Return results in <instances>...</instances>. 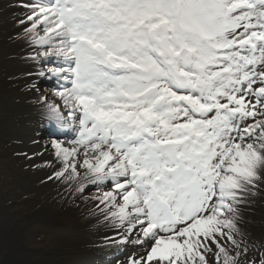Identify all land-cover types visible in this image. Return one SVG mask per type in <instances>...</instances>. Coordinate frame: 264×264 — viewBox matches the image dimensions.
<instances>
[{
  "label": "snow or ice",
  "instance_id": "snow-or-ice-1",
  "mask_svg": "<svg viewBox=\"0 0 264 264\" xmlns=\"http://www.w3.org/2000/svg\"><path fill=\"white\" fill-rule=\"evenodd\" d=\"M22 7L47 179L78 196L106 186L115 264H264L245 219L264 192V0Z\"/></svg>",
  "mask_w": 264,
  "mask_h": 264
},
{
  "label": "bare ground",
  "instance_id": "bare-ground-1",
  "mask_svg": "<svg viewBox=\"0 0 264 264\" xmlns=\"http://www.w3.org/2000/svg\"><path fill=\"white\" fill-rule=\"evenodd\" d=\"M27 3L28 0L19 5L11 2V6L6 8L8 13L10 12V19L7 20L5 16L0 20V32H4L1 36L7 37L5 40H0V58L15 54L11 52L14 47L21 52L27 50L24 41L16 36L20 31L16 21L23 16L24 13L20 12L26 11V8L22 5ZM25 53L27 56L28 53ZM21 54L16 53L18 56ZM25 73L17 76L21 88H24L23 85L26 82ZM42 84L40 85L42 89L52 87L47 80ZM30 98L32 100L33 96L30 95ZM36 125L43 127L39 121L26 122L21 129V134L28 154L37 161L41 172L49 176L52 169L45 162L53 160V150L47 143L51 138L36 140L37 137L33 136ZM29 126L33 133L29 130ZM34 141L37 142L34 143ZM34 153L37 155H33ZM0 156L3 157L1 153ZM16 177L14 171L4 168L0 158V264H77L78 260L85 257V254L72 251L68 245L72 244L80 234H87L102 243L106 235L112 234V230L106 227L107 222L101 214L104 205L95 202L98 192L94 200L87 201L85 205H78V208L71 214L59 210L53 213L52 217H36L37 210L43 202L38 199L31 202L37 194L18 183ZM99 188L101 193L107 190L104 184H101ZM82 206L89 210L87 214L89 217L85 220L80 217L84 209ZM245 219L248 221L252 234L257 238H264L263 192L258 194L250 208L245 210ZM111 258H105V264H110L109 261L113 264L115 259ZM102 260L103 257L96 262L100 264Z\"/></svg>",
  "mask_w": 264,
  "mask_h": 264
},
{
  "label": "rangeland",
  "instance_id": "rangeland-1",
  "mask_svg": "<svg viewBox=\"0 0 264 264\" xmlns=\"http://www.w3.org/2000/svg\"><path fill=\"white\" fill-rule=\"evenodd\" d=\"M25 1L27 0H0V20L5 16H7V20L10 19V12L8 13L6 8L11 6V2L19 5ZM20 13H25V11L23 10ZM3 33L0 32V40L7 39V37L1 36ZM14 48L10 49L15 54H10L7 58H0V153L3 156H0L1 162L4 168L16 173L18 183L37 194V197H33L31 202L37 199L43 202L42 208L40 207V210H37L36 217H52L53 213L59 210H62L63 213L71 214L78 208V205H85L87 201L94 200L96 193L98 192L99 196L101 190L99 187H94L90 191L84 192L82 196L70 193L67 190L68 183L59 180H48V175L41 172L37 161L28 154L21 129L28 121L32 123L35 121L40 122V116L36 106L31 103L30 95L33 96V94L19 86L20 83L17 81V76L25 73V71L26 73L35 72L37 66L31 61L24 59L27 50L21 52ZM16 53L22 54L18 56ZM44 81L46 82V80H41L39 86L43 85ZM28 128L33 133L31 126ZM34 131L35 134L33 136L37 137L36 140L38 141L48 137L51 138L49 129L45 125L43 127L36 125ZM95 202H99L97 197ZM82 207L84 209L80 217L85 220L89 217L87 215L89 210L85 206ZM101 244L102 242L96 241L87 234H80L68 246L72 251H79L80 254H85L83 259L78 260L79 258H77V264H99L96 261L102 257L103 260L100 261V264H105L106 259L110 258L106 257V254L112 251H105V249L100 247ZM117 255L120 254H113L111 259H115ZM109 262L111 264V261ZM113 264H115V260Z\"/></svg>",
  "mask_w": 264,
  "mask_h": 264
}]
</instances>
